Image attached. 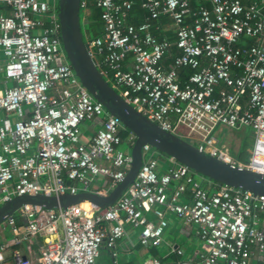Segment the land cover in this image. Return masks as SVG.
<instances>
[{
  "label": "built area",
  "instance_id": "obj_1",
  "mask_svg": "<svg viewBox=\"0 0 264 264\" xmlns=\"http://www.w3.org/2000/svg\"><path fill=\"white\" fill-rule=\"evenodd\" d=\"M94 1L104 33L87 42L93 57L95 50L103 55L95 58L105 79L125 88L121 96L202 152L264 174V0H205L211 8L195 12L188 0H143L150 16L140 26L128 22L134 0ZM162 16L172 20L174 44L152 33L150 21ZM242 38L256 45L240 46ZM0 54V72L12 84L0 90V208L26 195H108L131 169L132 155L121 146L133 147L136 136L123 140L125 126L68 62L58 0H0ZM182 68L193 70L183 86ZM84 125L92 128L87 141ZM219 128L254 132L248 162L219 145ZM143 152L135 181L109 208L89 201L21 207L0 226V264L8 252L15 264H97L103 247L116 256L127 226L139 230L143 247L158 248L165 244L168 214L197 227L203 252L188 260L177 248V261L151 257L139 264H264V196L227 185L206 189L187 166L169 158L161 168L149 145ZM20 245L28 255L13 249Z\"/></svg>",
  "mask_w": 264,
  "mask_h": 264
},
{
  "label": "water",
  "instance_id": "obj_2",
  "mask_svg": "<svg viewBox=\"0 0 264 264\" xmlns=\"http://www.w3.org/2000/svg\"><path fill=\"white\" fill-rule=\"evenodd\" d=\"M81 10L82 0H58L63 51L83 87L136 136L135 144L130 150L133 158L131 169L125 180L106 196L88 192L76 195L39 194L16 197L0 208V226L24 205L51 209L66 208L85 201L102 209L115 205L135 181L144 162L143 148L146 145L187 166L198 175L222 185L264 196V174L227 164L202 152L185 139L150 121L117 92L102 75L96 58L91 55L90 45L82 31Z\"/></svg>",
  "mask_w": 264,
  "mask_h": 264
},
{
  "label": "crops",
  "instance_id": "obj_3",
  "mask_svg": "<svg viewBox=\"0 0 264 264\" xmlns=\"http://www.w3.org/2000/svg\"><path fill=\"white\" fill-rule=\"evenodd\" d=\"M195 2H201V0H195ZM208 4L211 8L209 2ZM134 6L135 8L133 10V15L128 17V22L135 26L137 25L140 26L148 21L147 18L148 16H145V11H144L145 8H143L142 6V0H134ZM90 14H91L90 10L85 8V14L82 21L83 24H89ZM152 30H153V25H152ZM155 30L158 32L159 35L164 36L165 39L169 40L173 44L175 43L176 33L171 19L163 20V22H161L160 25L156 26ZM171 59L172 58H170V61L168 59V63L172 62ZM3 64H4V58L3 55L0 54V65ZM11 85H12L11 83L8 84L5 83L4 75L2 72H0V90H4L7 86H11ZM84 126H86V128L83 129L84 141H87L90 139L92 135V128L89 125H84ZM220 132L223 131L220 130ZM219 145L227 146L230 149V153H231V148L229 144L221 143L219 141ZM240 147L241 144L239 141H237L235 151L241 152L242 148ZM131 148L132 147H130V150ZM130 150L128 152L131 153ZM249 151L250 150L246 148V151L243 154H240L238 160L234 157L233 158L243 163H245L246 161L248 162L250 157ZM159 161L161 168H166L170 163L169 158L167 157L160 158ZM201 184L205 185L208 189H212L214 187L213 186L214 184L209 181L206 182V184L203 183ZM167 218L169 221V226L165 231V244L157 248L159 251L158 256H153V254L150 252V248H146V247L140 248L139 245L141 244L139 242V234H140L139 230L127 226L126 237L118 241L116 248L114 250L116 256L115 257L113 256L111 250L103 247L101 250L100 257L102 256V252L107 251L111 257V261L110 262L105 261L104 263L101 262L99 263V259H98L97 264H139L141 261L147 260L151 257H158L164 261H176L175 256H177V254L173 251L177 248H181L185 252V255L183 256L184 259L196 260L199 257V255L203 252V244L199 239V237L197 236V227L195 225H186L183 221L179 220L176 216L172 214H168ZM5 236L6 237L8 236L9 239L11 237L9 233H6ZM179 242L182 243L180 244ZM9 255L10 254L8 252L6 255V259H12L10 258L11 256Z\"/></svg>",
  "mask_w": 264,
  "mask_h": 264
},
{
  "label": "trees",
  "instance_id": "obj_4",
  "mask_svg": "<svg viewBox=\"0 0 264 264\" xmlns=\"http://www.w3.org/2000/svg\"><path fill=\"white\" fill-rule=\"evenodd\" d=\"M86 1H87L86 9H89L90 12H91V14L89 16V24H83L82 23V31H83V34H84V38H85V40L87 42L89 40H93V39H96V38L100 37L104 33V22L102 20V9L97 7V5H96L94 0H86ZM188 1L190 2V5H191V8H192L193 12L197 11L201 6H204V7L210 9V6H209L208 2H206L205 0H201V2H195V0H192V1L188 0ZM242 2L245 5L253 4V0H242ZM142 4H143V0H142ZM134 8H135V6L129 12V16L133 15ZM144 11H145V16H148L147 18L149 20V16H150L149 12L146 9H144ZM84 14H85V8H82V10H81V21H83ZM262 17L264 18V8L262 10ZM165 19L168 20L170 18L167 17V16H162V17H160L159 20L150 21L152 23V25H153L152 33L156 37H158L160 40H164L165 37L162 36V35H159L158 32L155 29H156V26L160 25L161 22H163V20H165ZM190 20H192V18L188 19V21H190ZM137 26H139V25H137ZM239 45L240 46H254V45H256V41L254 39H251V38H242L239 41ZM177 53H178L177 49L174 48V50H173V54L174 55L173 56L177 55ZM94 56L98 59V61H102V59H103V55H101L97 50H95ZM169 61H170V58H169ZM171 61H172V59H171ZM192 73H193V70H191L190 68H182L181 69V71H180V79H181L182 86H183V82L185 80H187L188 77ZM116 90H117V92L119 94H121V93H123L125 88L121 87V88H118ZM130 134H132V132L129 131L127 128H125V131L122 132L121 136H122L123 140L126 141ZM153 151H157V150L153 149ZM157 152H159V151H157ZM159 153L161 154V158H164V157L170 158V157L166 156L165 154H163L161 152H159ZM193 173L196 176V173L195 172H193ZM210 181L214 184L215 187H220L222 185V184H220L218 182H215V181H212V180H210ZM203 187L207 189V187L205 185H203ZM6 238L9 239L8 236ZM42 243H43V239H40L38 244L34 245V249H35V251L37 253H39V246L42 245ZM139 247L142 248L143 246L139 245ZM16 248L21 249V251L24 254L28 255V252H27V249H26V245H20V246L13 247V249H16ZM150 252L153 254V256H158V254H159V251H158L157 248H150ZM175 259L177 261V260L180 259V257L179 256H175ZM9 262L15 264V262L12 259H6L5 262L2 263V264H8Z\"/></svg>",
  "mask_w": 264,
  "mask_h": 264
},
{
  "label": "rangeland",
  "instance_id": "obj_5",
  "mask_svg": "<svg viewBox=\"0 0 264 264\" xmlns=\"http://www.w3.org/2000/svg\"><path fill=\"white\" fill-rule=\"evenodd\" d=\"M83 18H84V16H83ZM84 128H86V126H82V129H84ZM220 130H222L223 132H220ZM217 138L219 139V141L221 143L229 144V146L231 148V155L234 158H236L237 160L240 157V154H243L246 151V148L248 150H250L249 152H251L253 149L254 132L250 129L230 130L227 128H219L217 130ZM185 140L188 141L189 143H192L195 145V142H193L192 139L185 138ZM237 141H239L241 144V147H240V148H242L241 152L235 151ZM121 149L125 152H128L130 150V145L127 142H125V144H123L121 146ZM154 153H155V157L157 159L161 158V154L159 152L154 151ZM196 179L199 180L203 184H206V182H208V181L211 182L208 178L203 177V176L198 175V174H196ZM179 243L181 244L182 242H179ZM9 254H10L9 256H11V252H9ZM105 261H107V262L111 261V257L107 251L102 252V256L99 258V263L100 262L104 263ZM8 264H14V263L9 262Z\"/></svg>",
  "mask_w": 264,
  "mask_h": 264
}]
</instances>
